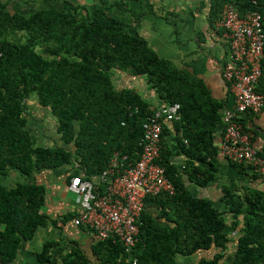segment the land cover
Masks as SVG:
<instances>
[{
    "label": "trees",
    "instance_id": "16d2710c",
    "mask_svg": "<svg viewBox=\"0 0 264 264\" xmlns=\"http://www.w3.org/2000/svg\"><path fill=\"white\" fill-rule=\"evenodd\" d=\"M225 3L235 5L241 14L258 10L264 28V0H210V23L218 19ZM114 4L126 5L124 0ZM20 33L23 38L17 40ZM116 69L144 76L159 103L178 102L180 118L171 121V127L163 124L157 160L174 194L146 198L129 253L118 239L96 238L101 264H130L133 258L136 264H177V255L200 250L215 252L197 264H264V191L223 185L226 209L220 211L210 199L192 192L183 178L201 187L215 180L218 149L213 140L222 123L223 104L201 78L160 57L129 21L104 8L88 10L66 2L62 8L23 14L0 0V174L16 170L28 176L40 168L74 164L68 178L78 174L87 178L105 169L114 151L130 161L138 158L142 122L159 106L134 88L117 87ZM31 96L55 116L61 145H35L24 127L23 101ZM180 154L184 160L174 161L173 156ZM233 164L255 171L248 164ZM45 192L44 185L35 182L0 184V264H10L21 244L47 222L40 212ZM150 203H156L158 211L149 210ZM230 230H236L234 238L229 237ZM229 242L234 246L227 257ZM51 245L44 243L40 263L50 261ZM66 260L85 264L76 251Z\"/></svg>",
    "mask_w": 264,
    "mask_h": 264
},
{
    "label": "crops",
    "instance_id": "0c3cea01",
    "mask_svg": "<svg viewBox=\"0 0 264 264\" xmlns=\"http://www.w3.org/2000/svg\"><path fill=\"white\" fill-rule=\"evenodd\" d=\"M5 1L10 10H19L23 14L50 6L62 8L66 2L88 10L104 8L112 15L129 21L136 32L160 57L167 58L176 66L185 67L201 78L213 98L223 104L222 113L225 109L234 106L228 83L221 75L223 61L228 52V39L222 29L216 28V21L211 23L209 21L210 0H143L141 2L124 0L126 5L123 7L114 4L117 0ZM169 13L175 15L171 16ZM119 71L121 73L117 75V77L120 76L118 87L134 88L154 104L162 105L156 98L154 90L149 88L144 76L141 78V76H131L125 71ZM135 80L137 82L144 80L145 92L142 91L144 88L137 89L134 86ZM263 83L264 81H261L259 87ZM23 102L26 104L24 127L33 136L35 145L42 147L61 145L63 142L57 130V120L49 107L41 106L35 96L24 99ZM241 119L244 128L251 133L252 146L258 153L264 154V107L257 114H242ZM166 124L167 127H171L170 122ZM171 131L167 136L169 143L173 141L172 136H174L173 130ZM221 142L222 123L214 132L213 144L218 149ZM173 157L177 162L184 160L182 154ZM216 159V178L208 185L197 186L188 181L185 175L183 176L186 185L197 196L210 199L220 211H225L226 206L221 199L223 185L264 191V179L252 168L246 165H234L219 151ZM73 167L74 164L40 168L28 176L16 170L0 174V184L6 187H13L19 182H35L44 185L46 189L40 212L47 216V222L38 226L33 236L21 244L10 264H43L39 262L38 254L46 242H51L52 245L48 252L50 261L45 264H66L67 256L72 251L79 253L85 259V264H101L100 256L94 248L97 242L94 232L85 226H76L73 223V218L80 209L76 194L67 188L70 178L68 175L73 171ZM155 204L150 203L148 206V209L154 213L158 211ZM2 228L3 224L0 223V230ZM229 232V237L234 238L236 230ZM228 246L227 257L233 252L234 242H229ZM213 252L215 250H200L190 255H177V264H197L200 258H209Z\"/></svg>",
    "mask_w": 264,
    "mask_h": 264
},
{
    "label": "built area",
    "instance_id": "2783aa9c",
    "mask_svg": "<svg viewBox=\"0 0 264 264\" xmlns=\"http://www.w3.org/2000/svg\"><path fill=\"white\" fill-rule=\"evenodd\" d=\"M228 39V52L221 75L233 95L234 106L222 113V142L219 153L231 162L254 167L264 179V154L252 146L251 133L240 121L242 114H257L264 107V28L258 10L241 14L225 3L215 22ZM180 104L160 105L142 122L140 152L133 161L114 151L105 169L90 177L72 175L67 188L76 194L79 212L76 226L91 229L96 238L118 239L129 253L134 247L146 198L161 193L174 194V188L157 162L163 124L179 120ZM137 111V107L134 108ZM136 258L130 264H136ZM118 264V263H117Z\"/></svg>",
    "mask_w": 264,
    "mask_h": 264
},
{
    "label": "rangeland",
    "instance_id": "374dc122",
    "mask_svg": "<svg viewBox=\"0 0 264 264\" xmlns=\"http://www.w3.org/2000/svg\"><path fill=\"white\" fill-rule=\"evenodd\" d=\"M197 3H199V1ZM21 38H23V34H21V33L16 36V39L17 40H20ZM119 73H121V71L116 70V71H114V74H113V82L115 83V85L117 87H118V82H119L118 79L120 80V76H118L119 78L117 77V75H119ZM141 78H144V77L141 76ZM135 81H136V84L134 86L137 87V89L138 88L140 89V87L141 88H144V89H142V91L145 92L146 91V88H145V82H144V80H142V81L141 80H138L139 83L137 82V80H135ZM129 83H130V81H129Z\"/></svg>",
    "mask_w": 264,
    "mask_h": 264
}]
</instances>
